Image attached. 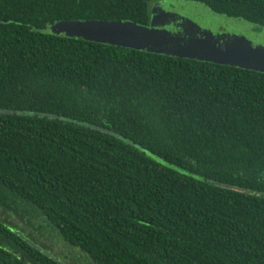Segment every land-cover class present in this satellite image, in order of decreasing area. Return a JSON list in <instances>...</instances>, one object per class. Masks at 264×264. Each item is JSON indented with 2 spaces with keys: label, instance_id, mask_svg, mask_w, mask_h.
I'll return each instance as SVG.
<instances>
[{
  "label": "trees",
  "instance_id": "1",
  "mask_svg": "<svg viewBox=\"0 0 264 264\" xmlns=\"http://www.w3.org/2000/svg\"><path fill=\"white\" fill-rule=\"evenodd\" d=\"M159 1L0 0V264H264V73L42 32Z\"/></svg>",
  "mask_w": 264,
  "mask_h": 264
},
{
  "label": "rangeland",
  "instance_id": "2",
  "mask_svg": "<svg viewBox=\"0 0 264 264\" xmlns=\"http://www.w3.org/2000/svg\"><path fill=\"white\" fill-rule=\"evenodd\" d=\"M157 2L149 5V15L153 17L154 7ZM164 5L163 7L171 9L173 12H180L179 7L186 8L187 6H191L190 2H171L168 1L167 3L163 2L160 3ZM179 6V7H178ZM201 7V11L199 12L206 16L209 10H205L204 7L200 6V4L195 5L194 8ZM195 9H188L187 11L191 12H198ZM192 14V13H189ZM228 18V19H227ZM223 20H233L237 26L230 24L229 26L221 27V25L216 26L215 29L218 34H230L233 36L234 40L240 46L249 47L250 50L258 53L255 57L250 55H244L239 50L236 54H205L197 55L193 51L187 52L186 46L184 44H179V41H167V42H160L154 41L145 36L143 39H129L127 38L124 31L120 33L117 32H105L104 30H113L116 31L117 28H112L113 26L110 25V28H107L103 22L97 21H87V22H58L53 25L47 26L44 30H42L45 34H51L56 36H61L65 38H77L82 39L88 42H95L104 45H112L127 49H132L136 51H144L149 53H159L161 55L171 56V57H179L185 59H197L198 61L209 62V63H216L219 65L225 66H232L241 69L251 70L259 73H264V28L259 27L257 25L248 23L244 20H239L235 18L223 17ZM114 24L118 27L119 22L108 23ZM150 24V19L148 25ZM150 26V25H149ZM99 27V28H98ZM233 43V42H232ZM235 44V43H234ZM153 160H156L158 163H162L164 166V162L156 157H152Z\"/></svg>",
  "mask_w": 264,
  "mask_h": 264
},
{
  "label": "water",
  "instance_id": "3",
  "mask_svg": "<svg viewBox=\"0 0 264 264\" xmlns=\"http://www.w3.org/2000/svg\"><path fill=\"white\" fill-rule=\"evenodd\" d=\"M168 1L174 3L185 2L177 0H163L157 2L154 7V13L153 15H151L153 17H150V26H140L130 22H119L120 24H118V27H116L114 24H108L114 22H103V24H105L107 28H110V25L113 26L112 28H117L116 31H113L112 29L104 31L117 33L124 31L125 35H127L126 37L129 39L134 38L140 40L145 38L146 36L154 41L160 42L179 41V44H184V46H186L187 52L193 51L197 55L201 53L202 55H224L226 53L236 54L239 51L241 53H244V55H250V58L251 56L255 57L256 54L258 55V53L250 50L251 48L249 47V45L247 47L240 46L237 42H235L238 40H234L233 36H231L230 34H218L215 29L216 26L221 25V27H225L229 26L230 24L237 26L236 23L233 22L234 19L223 20L222 16L216 15L210 10V12H207L206 16H204L200 13L201 11H203L201 10V7H198L196 9L194 8V4H198L194 2H190L194 4H191V6H187L186 8L181 9L178 6L180 12H173L171 11V9L165 8L163 7L164 5L160 4L163 2L167 3ZM189 8L195 9L198 12L194 13L191 11H187ZM198 9L200 10V12ZM205 10L207 11L208 9L205 8ZM0 113L4 112L0 111ZM24 241L36 250H40V248L34 245L31 241L27 239H24ZM43 254L47 257H50V255L46 252H43Z\"/></svg>",
  "mask_w": 264,
  "mask_h": 264
}]
</instances>
